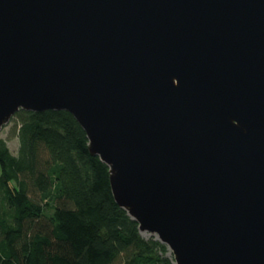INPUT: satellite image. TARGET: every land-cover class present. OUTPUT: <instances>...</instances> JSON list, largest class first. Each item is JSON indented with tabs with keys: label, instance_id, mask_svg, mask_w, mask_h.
Segmentation results:
<instances>
[{
	"label": "water",
	"instance_id": "water-1",
	"mask_svg": "<svg viewBox=\"0 0 264 264\" xmlns=\"http://www.w3.org/2000/svg\"><path fill=\"white\" fill-rule=\"evenodd\" d=\"M20 110L73 115L174 264H264V0H0Z\"/></svg>",
	"mask_w": 264,
	"mask_h": 264
},
{
	"label": "trees",
	"instance_id": "trees-1",
	"mask_svg": "<svg viewBox=\"0 0 264 264\" xmlns=\"http://www.w3.org/2000/svg\"><path fill=\"white\" fill-rule=\"evenodd\" d=\"M0 138V264H174L114 200L109 168L68 111L20 110Z\"/></svg>",
	"mask_w": 264,
	"mask_h": 264
},
{
	"label": "rangeland",
	"instance_id": "rangeland-1",
	"mask_svg": "<svg viewBox=\"0 0 264 264\" xmlns=\"http://www.w3.org/2000/svg\"><path fill=\"white\" fill-rule=\"evenodd\" d=\"M10 121L11 122L0 131V138H2L7 143L8 147L11 150V153H13L14 155H18L20 144L18 142V136L13 132L16 121H14L13 119H11ZM143 235L147 238L151 237L149 233H143Z\"/></svg>",
	"mask_w": 264,
	"mask_h": 264
}]
</instances>
